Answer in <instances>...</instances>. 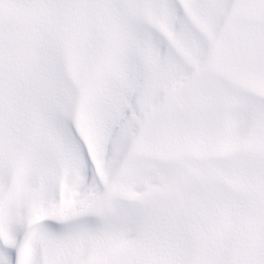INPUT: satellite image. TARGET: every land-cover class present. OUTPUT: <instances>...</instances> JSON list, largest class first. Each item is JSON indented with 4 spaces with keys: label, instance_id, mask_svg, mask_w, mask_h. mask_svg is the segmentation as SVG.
Listing matches in <instances>:
<instances>
[{
    "label": "snow or ice",
    "instance_id": "obj_1",
    "mask_svg": "<svg viewBox=\"0 0 264 264\" xmlns=\"http://www.w3.org/2000/svg\"><path fill=\"white\" fill-rule=\"evenodd\" d=\"M0 264H264V0H0Z\"/></svg>",
    "mask_w": 264,
    "mask_h": 264
}]
</instances>
